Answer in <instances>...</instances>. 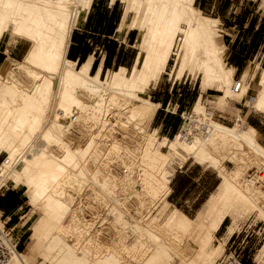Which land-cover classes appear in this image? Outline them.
<instances>
[{"label": "bare ground", "instance_id": "6f19581e", "mask_svg": "<svg viewBox=\"0 0 264 264\" xmlns=\"http://www.w3.org/2000/svg\"><path fill=\"white\" fill-rule=\"evenodd\" d=\"M126 1L128 10L137 13L128 27L139 31L140 57L128 73L120 67L103 80L98 73H89L90 61L77 66L65 57L74 19L78 13L85 14L91 0H0V34L10 26L11 37L30 42L22 61L9 59L0 67V152L7 153L0 162V184L7 178L15 185L22 184L29 203L41 208L42 217L31 228L34 242L30 253L43 255L48 264H172L175 259L179 264H213L224 250L225 239L219 240L216 232L227 216L231 215V220L225 237L232 236L239 215L253 211L264 219V147L258 141L259 133L252 126L243 128L239 122L228 126L207 119L199 96L191 115L196 118L203 114L202 122L196 120L202 128L193 134L183 124L172 139L161 137L157 129L147 131L158 106L139 93L166 71L172 54L175 57L170 76L180 78L187 71L199 74L202 86H216L223 93L220 100L244 95L246 74L235 91L234 68L223 63L224 44L213 29L216 19L195 9L194 0ZM20 71L26 81L17 75ZM259 85L253 108L264 113V68ZM114 109L129 112L122 125L125 123L136 132L139 149H130L128 144L122 147L113 136L121 123L112 118ZM108 136V155L124 150L133 155L132 161L134 156L136 159V167L122 165L129 171L118 180L128 185L133 172L141 189L126 188L125 195L133 192L135 196H131L139 199L140 205H155V214L143 215V222L134 224L132 246L141 252L136 254L133 250L135 255L130 253L133 248H129V234L116 226L127 224L121 207L114 203L120 205L122 196L114 195L115 185L104 187L107 180L98 178V169L88 166L90 158L99 159L98 145ZM36 139L42 143L35 144ZM164 146H168V153L160 149ZM179 150L195 162L214 168L220 178L216 191L194 217L175 207L167 209V164L172 154H181ZM225 161L232 162L234 168L227 169ZM111 172L108 170L109 180H117ZM86 175L100 184L95 183L100 191L110 192L106 196L114 201L108 205L109 214L113 215L108 238L100 237L96 228L99 212L83 216L78 212L81 205L78 204L79 210L72 207L73 196L63 195L69 184L82 186L87 182ZM65 216L66 225L62 223ZM214 240L218 243L212 246ZM256 258L264 263V244ZM8 264L28 262L19 251Z\"/></svg>", "mask_w": 264, "mask_h": 264}, {"label": "rangeland", "instance_id": "374dc122", "mask_svg": "<svg viewBox=\"0 0 264 264\" xmlns=\"http://www.w3.org/2000/svg\"><path fill=\"white\" fill-rule=\"evenodd\" d=\"M121 1L123 2L124 6H125V13L129 12L128 22L131 19L133 20V18L135 19L136 15H137L135 10H133V11L128 10L127 1L126 0H121ZM203 1H204L205 5H204V9H202V10H200L196 4H193V5H194L195 9L199 10L202 15L216 19V22L213 26L214 27L213 29H214L216 35L218 36L217 38L221 39L223 44H224V50L222 52L223 63L232 66L230 63H228V59H227V55H226V42H225V37H226L225 32H227L226 24L228 21H230V22L236 21L239 24H243L248 19L247 17L234 18L232 16L233 15L232 11H235V13L241 12V13L247 14L248 12L255 10V9H258V10L264 9V0H203ZM79 5H81V4H79ZM87 9H88V7H87ZM77 16H79V13L76 15L74 20H76ZM140 16H141V14H140ZM73 26H74V24H73ZM183 26H185V25H183ZM9 29H10V26L8 28H6L3 33L0 34V39L5 38V40H10V43L12 42V44L14 42H16V44L19 45V51H16L15 53H9V51L6 50L7 56L5 57V59L0 58V67H2V65H4V63H6V61H8L9 59L22 61L24 59L25 54L27 53V51L30 47L29 41H26L25 39H22L19 37H11ZM136 30L138 31L137 28H136ZM138 35H139V31H138ZM137 44H138V41L136 42V45ZM137 47H138V45H137ZM175 48L177 49V47H175ZM175 48H174V51H176ZM174 57H175V55L172 54L170 59H169L168 65L166 67L165 73H163L159 77L158 81L153 82L151 84L152 86H154L155 84H158V86H160L161 89H160L159 93L161 94V98H163V99H166L167 88L173 82L172 76L170 77L168 73H169V71L173 65ZM232 67H234V66H232ZM263 68H264V57L261 58L258 54V57L253 62H251L250 64H247L246 66H244L242 70L236 71V69H233V71H232L233 81H235L237 78H241L244 73L246 74L244 81H243L244 85H246L245 94L242 95L241 97L240 96H236V97L232 96V97H228L226 99L221 98L222 100L219 99V96H221L223 93L221 91L217 90L216 86H211L209 88L204 87L201 85V78H200L199 74L186 73V75H184L182 78L175 81L176 82L175 86H177L179 88L178 92L182 91V89H181L182 87L187 88L185 90V92L187 93L185 96V101H186V105L188 107L185 110H183L186 113L184 116H186V118H187V119H185L184 124H186L189 127V130H191L192 133L194 132L193 134H195L198 132V130H199L198 128H202V126L200 127L199 124L202 122L200 119L204 116L207 119H214L217 122H220L221 124L228 125V126L234 125L236 122H239L243 128H247V126H252V127L256 128V130L258 132H260V137L258 138L259 139L258 141H259V143H261L264 146V113L259 112L253 108V101L261 89V86L259 85V77H260V73H261ZM126 71H127V69H126ZM129 71H127V73ZM109 72L104 74L101 78L103 80H105L109 76V74H108ZM17 75H19V77L22 80L26 81L25 80L26 77H25V74L23 72H21V71L17 72ZM233 81H232V83H233ZM196 89L198 90L199 93L203 94L201 102L205 106V113L206 114L204 113V116L202 114V115L196 116V118H195V116L191 115L193 104H194L195 100H193V98H190L189 92L194 93V91ZM139 94L142 97H145V98L149 99L150 101H152L151 98H149L150 89H147V90H145V92L139 93ZM172 103H173V101L166 108H168L169 110H172ZM114 111L116 114L114 113ZM114 111H113V117L112 118L114 120H116V119L120 120L121 123L118 124L116 129H114L113 136L116 137V139H118L117 142H120L122 147L126 146V144H128L129 147L131 146L130 149L134 148V147L139 149L140 143H139V140L137 138L138 135L136 134V132H134L133 128L129 129L130 126H127L125 123L122 125V121H125V117L130 115L129 112L123 113L122 111H119L117 109L116 110L114 109ZM162 112H165V111H162ZM114 114H115V116H114ZM51 115L52 114L50 113V115H48V117H51ZM181 115H182V112H179V114H177V117L179 118L180 123L178 124L179 126H178L177 130L175 132H173V134H171V136H168V135L160 132V130H158V134L161 137L166 135L167 138L172 139L175 136L174 134L175 133L177 134L180 127L183 125V120L181 118ZM197 119L201 121V122L197 121V123H199V124L196 123ZM63 120L64 119L61 120L62 124H64ZM65 120L68 121L69 119L67 118ZM195 127H196V129H195ZM154 128H156V125L151 121V123L147 127V131L152 132L154 130ZM106 138L103 139V141H101L98 145V148L101 150L100 151L98 149V151L100 153L99 159L93 160L91 158L89 159V157H88V159H89L88 166L90 167V169L91 168H97L98 172H99L98 178L102 177L103 179L107 180V185L104 187L107 188L109 185V187L111 188V186L115 185L113 187V189L115 190L113 192L114 195L117 194L116 195L117 197L119 195L118 198H121V196H122V198L120 200V202H121L120 205H118L119 203L116 201L115 202L111 201V198L106 196L107 193H110V192L100 191L101 187L98 188L99 186H97L99 183L97 181H95V182L91 181L90 175H86V177L84 179H87V182L83 183L82 186L77 185L78 183H76V182H75L76 183V186H75V183L71 182L72 185L69 184L68 186H66L67 188L65 187V192L63 193V195L69 196L71 194V196H73L72 207L76 208L77 210L80 209L81 212L80 211H78V212L82 213L83 216L91 217L92 215H94V213L96 214V212L97 213L99 212V214L101 216H98L100 218L96 219L97 220L96 228L98 229V232L100 231L99 236L104 237V238L105 237L108 238L109 234H110V230H112L110 228V225H109V222H111V224L113 222L112 221L113 215L111 216V213L109 214L110 211L108 210L109 207L111 206L110 202H112V203L114 202L118 207L120 206L121 207L120 209L123 212V216L127 220V224L126 225L122 224L123 229H122L121 224H116V226H117L118 230L120 229V231L122 230L123 233L125 232V234H126V232H127L129 234V235L128 234L127 235L129 237L128 239H130L128 241V244L130 243V246H129V248H130L133 245V243H132L134 241L133 237L136 236L135 230H134V224L136 223V221H138L140 223L143 222L142 218H141V216H143V215L146 216L149 213L155 214L156 211H154V209H153L155 207V205L152 207L150 205L151 203H148V202L147 203L145 202L144 203L145 205L144 204L140 205L139 204L140 202H138L139 199H136V197H134L135 195L133 194V192H131L132 193L131 195H134V196H131L130 194L125 195L124 189L127 190L128 188L129 189L135 188V190H138V191L141 189L139 183L136 180V179H138V177H136V175H134L135 173H133V172H131L133 180L131 181V183H128V185L130 184L129 186L127 184L125 185L124 183H121L118 180V178H122V177L124 178V176H125L124 174L128 173V171H129V170L128 171L126 170L127 168L123 169L125 166H122V165L127 164L130 167H136V165L134 164V163H136V159L134 160V158H135V156H134L133 161H132L131 159H132L133 155L130 156V154L125 153L124 150H122L120 153H113V154L109 153V155H108V153L106 151L109 150V148H110L111 140L109 139V136L107 138L108 140ZM35 141H36L35 144L37 142H39V145L42 143V141L40 139H36ZM104 141H105V143H104ZM160 149L166 153H168V151H169L168 146L160 147ZM179 152L181 154H178V155L172 154L170 157V161L167 164V169H168V171L170 170L169 171L170 175L171 174L173 175L176 170H181V168L184 169L186 166L190 165L191 174L193 177H198L199 175H202L201 179H199L201 181V187L195 190L199 193V195H196V194L192 195L191 193L193 190H190V193L188 194L189 201L186 203H184L181 199L177 200L176 199L177 196H175V195L171 196L172 199H174V200H169L170 198H168V195H167L166 200L168 203L170 202L167 205L168 206L167 209L170 211L174 206H176V207L180 208V210H182L183 212L187 213L190 217H194L195 214L197 213V212H195L196 209L194 207L199 205L200 203H202L204 201L205 197H207V195L215 188V186L219 182V177L217 176V171L214 168L197 164L196 162H194V159L191 156L187 155L182 150H179ZM103 153H105V154L107 153L108 156L103 154ZM87 155L90 156L89 153H87ZM122 156H124V157H122ZM6 157H7L6 152H3V151L0 152V162H2ZM124 160H126V161L124 162ZM131 162L134 164L133 166H132ZM104 163L105 164L107 163L108 166H106L107 164L105 165ZM223 165L227 169L234 168V164L232 162H229V161H225L223 163ZM108 170L113 172V173L111 172V174H114L118 181L117 180H115V181L109 180L110 177H108ZM123 170L124 171L126 170V172H124ZM136 170L137 169L135 168L132 171H136ZM88 173L90 174V172H88ZM170 175H169V177H170ZM102 178H100V179L103 180ZM96 182L98 183L97 185L95 184ZM133 182H135L137 184L135 185V183H133ZM3 183L4 184L2 185V188L8 187V188H14V189L18 190L19 193H21V195L23 196V200H24L23 206L17 212L18 223L14 229V233L18 237L21 238L20 253H22L26 256L28 264H48L47 262H45V260H43L44 259L43 255L41 256L40 254H37L35 252L30 253V247L32 246V244L34 242V239L32 237L33 231L31 228L33 227L35 222H37L42 217V212H39L40 207H36L37 208L36 209L35 207H33L29 203L28 194L24 190V187L22 186V184L15 185L12 182V179H10V178L3 179ZM112 183H114V184H112ZM184 183H185V181H184ZM120 186H122V188ZM190 189H192V187ZM99 192H101V193H99ZM127 192L128 191H126V193ZM91 193H92V195H91ZM129 195H130V197H129ZM107 197L109 198V200ZM195 197H197V199H195V201H193V199ZM261 201L262 200H260V202ZM263 201L261 202V205H262V203L264 204ZM78 204L81 206H79ZM186 204H188L189 207H187ZM108 205H109V207H108ZM128 205H129V207H127ZM78 206H79V209H78ZM156 206H157V204H156ZM147 207H149V208H147ZM37 210H38V212H37ZM151 211H154V212H151ZM164 216L165 215L162 216L163 219L165 218ZM162 217H161V220H163ZM4 219H5V217L1 216L2 222L4 221ZM139 220H141V221H139ZM230 220H231V215L226 217V219L224 220L223 226L221 227V229H219L216 232V236L219 240H222L223 238L225 239V246H224L223 252L220 254V256L216 259V261L213 264H264L263 262L261 263L256 258L260 247L264 244V219L259 217L257 215V213L253 212V211L251 213H247L245 215H241V216L239 215L234 222L233 234L231 236L232 238H234L233 241H230L229 237H227V236H226L227 238L225 237V230H226L227 225L230 224ZM62 223L64 225H66L68 223V216H65L62 219ZM124 226H125V228H124ZM106 230H109V232ZM68 233H65V235L67 236ZM131 233H132V235H131ZM102 235H104V236H102ZM217 243H218V241L214 240L212 246H214ZM132 248L133 249L130 253H132V254H134L135 252H136V254L141 253V252L135 251L137 249L134 250V248H137V246H132ZM133 250L135 251L134 253H133ZM172 264H179V261L177 259H175L172 262Z\"/></svg>", "mask_w": 264, "mask_h": 264}, {"label": "crops", "instance_id": "0c3cea01", "mask_svg": "<svg viewBox=\"0 0 264 264\" xmlns=\"http://www.w3.org/2000/svg\"><path fill=\"white\" fill-rule=\"evenodd\" d=\"M193 4H196L200 10L204 9L205 4L203 0H194ZM232 13L234 18H248L243 24H239L236 21H228L226 24L225 42L228 63L234 66L235 68H233L236 71H240L244 66L253 62L258 57V54L261 58L264 57V9H255L247 14L241 12L235 13V11H232ZM128 18L129 12L125 13V6L121 0H93L88 4L85 14L77 16L74 22L65 57L76 63L77 66L90 61L89 73L92 75L98 73L100 78L107 72H112L120 67H124L129 71L135 64L137 57H140V54L136 45L138 31L136 28H129L133 20L131 19L128 22ZM121 24L123 26H120ZM6 50L9 53H15L19 51V45L16 42L12 44L10 40L2 38L0 39V58L5 59L7 56ZM175 78V76H172L173 82L167 88L166 99L161 98V94L159 93L161 88L158 84L152 86L151 83L147 88L150 89L149 98L158 106L152 119V122L156 125L154 129L160 130V132L168 136H171L179 126L177 114L188 107L185 101L187 94L185 90L187 88L182 87V91L178 92L179 88L175 86V81L180 78ZM189 95L190 98L195 100L194 103L199 96L202 100L203 96L197 89L194 93L189 92ZM172 101V110H169L166 107ZM258 133L260 137V132ZM170 177L167 194L168 198H170L169 200H174L171 196L175 195L177 196V200L181 199L186 203L189 201L188 194L190 190H193L192 195H199L195 190L201 187L199 179H201L202 175L193 177L190 165L184 169L176 170ZM219 183L220 178L215 188L205 197L204 201L194 207L196 209L195 212H197L195 216L203 210L209 198L216 191ZM191 187L192 189H190ZM195 199L197 197L193 201ZM23 204V196L18 190L8 187L0 189V213L5 217L4 221L8 226H17V212ZM186 206L189 207L188 204ZM174 207L180 210V208ZM183 213L189 216L187 213ZM223 224L224 222L221 227Z\"/></svg>", "mask_w": 264, "mask_h": 264}, {"label": "built area", "instance_id": "2783aa9c", "mask_svg": "<svg viewBox=\"0 0 264 264\" xmlns=\"http://www.w3.org/2000/svg\"><path fill=\"white\" fill-rule=\"evenodd\" d=\"M241 84H242L241 79L237 78L233 84L234 90L237 91L241 87ZM185 114L186 113L182 111L181 118L183 120V124L185 123V119H187L186 116H184ZM1 188L2 185L0 186V189ZM1 216L2 214H0V219ZM3 222H4L3 224H0V264H8L12 255L20 251L21 238L14 233L15 227L8 226L5 221ZM233 239L234 238L230 237V241H233Z\"/></svg>", "mask_w": 264, "mask_h": 264}, {"label": "trees", "instance_id": "16d2710c", "mask_svg": "<svg viewBox=\"0 0 264 264\" xmlns=\"http://www.w3.org/2000/svg\"><path fill=\"white\" fill-rule=\"evenodd\" d=\"M182 112V111H181ZM180 123V120H179V122H178V124Z\"/></svg>", "mask_w": 264, "mask_h": 264}]
</instances>
